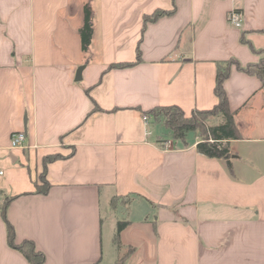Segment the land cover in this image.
Segmentation results:
<instances>
[{"label":"crops","instance_id":"0c3cea01","mask_svg":"<svg viewBox=\"0 0 264 264\" xmlns=\"http://www.w3.org/2000/svg\"><path fill=\"white\" fill-rule=\"evenodd\" d=\"M85 7L92 35L82 51ZM156 9L174 10L143 28ZM263 27L264 0H0V203L9 198L15 241L31 240L42 264H264L257 76L232 67L223 82L241 135L229 162L197 152L195 138H159L141 112L210 109L217 64L258 61L240 37L264 49ZM137 47L138 62L105 70L135 61ZM16 132L23 146L10 148ZM50 154L63 157L45 164L50 186L37 194ZM124 195L118 220L110 200ZM118 221L127 224L115 241ZM0 264H28L7 244L1 216Z\"/></svg>","mask_w":264,"mask_h":264},{"label":"trees","instance_id":"16d2710c","mask_svg":"<svg viewBox=\"0 0 264 264\" xmlns=\"http://www.w3.org/2000/svg\"><path fill=\"white\" fill-rule=\"evenodd\" d=\"M174 9L161 10L156 9L149 15L143 16V28L149 21H153L160 16L171 14ZM264 32V27L261 29ZM81 50L85 51L90 43L92 35V23L90 13L87 7L84 8V21L79 28ZM240 40L249 46L251 51L260 55L255 63L241 65L236 59H228L219 62L216 67L215 81L213 92L217 98V102L210 109H194L189 115L177 105H157L147 110L141 111L146 118L159 119L163 118L164 126L171 132L173 140L181 142L183 145L187 143L186 137L189 133L196 132L198 140L196 142V150L200 154L208 158H216L228 161L231 157L230 142L232 140L241 139L240 132L234 121V112L228 105V99L223 87L224 80L228 77L231 68L243 71L247 74L255 75L260 80L262 88H264V49H255L252 44L244 39L241 35ZM140 60L139 48H136V59L133 62H118L107 66L105 70L114 68L130 67ZM94 107V110H97ZM205 114H210L217 118L215 123L209 124ZM164 142V140H158ZM63 157L60 154H50L43 158V168L34 181V191L37 194H45L49 189V182L45 178V164L49 161ZM231 172V168H230ZM39 180V181H38ZM129 195L113 196L110 205L125 204L129 201ZM9 198H4L0 203V216L4 221L6 228L7 244L17 250L27 260L28 264H42L45 257L44 254L35 249L34 243L29 239H23L20 242L15 241L14 229L6 219L5 210ZM126 221H118L116 225L115 241H118L119 232L126 226Z\"/></svg>","mask_w":264,"mask_h":264},{"label":"rangeland","instance_id":"374dc122","mask_svg":"<svg viewBox=\"0 0 264 264\" xmlns=\"http://www.w3.org/2000/svg\"><path fill=\"white\" fill-rule=\"evenodd\" d=\"M186 115H189L190 113H185ZM206 116V120L209 124L215 123L217 121L216 117L211 116L210 114H205ZM147 121H149L151 123V127L155 128L156 133L158 134V137L163 139V138H171V132L164 126L163 124V118H159V119H153L151 117L147 118ZM197 133L196 132H192L189 133L186 137V140H193L194 138L198 140L197 137ZM39 181V180H38ZM126 204V203H125ZM125 204H116L112 207V209L114 210L115 214H118L120 212H122V208H124ZM114 214V215H115ZM121 215L118 214V220H121ZM106 221V220H105ZM111 228L110 223L108 222H104L103 224V243H104V249H108V237H109V230Z\"/></svg>","mask_w":264,"mask_h":264},{"label":"built area","instance_id":"2783aa9c","mask_svg":"<svg viewBox=\"0 0 264 264\" xmlns=\"http://www.w3.org/2000/svg\"><path fill=\"white\" fill-rule=\"evenodd\" d=\"M228 21L230 24H232L234 27H240V21H241V14L239 11L232 10L228 14ZM144 119L147 118L144 116ZM25 139V133L24 132H16L13 133L10 137L9 141V147L10 148H18L23 146V142ZM165 145L169 148H173V141L172 140H166ZM3 174V171L0 170V176Z\"/></svg>","mask_w":264,"mask_h":264},{"label":"water","instance_id":"95a60500","mask_svg":"<svg viewBox=\"0 0 264 264\" xmlns=\"http://www.w3.org/2000/svg\"><path fill=\"white\" fill-rule=\"evenodd\" d=\"M227 162H229V160Z\"/></svg>","mask_w":264,"mask_h":264}]
</instances>
